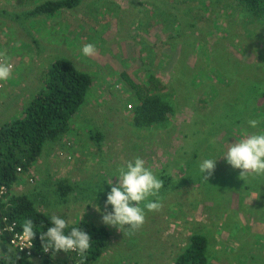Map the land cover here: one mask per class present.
Returning a JSON list of instances; mask_svg holds the SVG:
<instances>
[{"label": "rangeland", "instance_id": "rangeland-1", "mask_svg": "<svg viewBox=\"0 0 264 264\" xmlns=\"http://www.w3.org/2000/svg\"><path fill=\"white\" fill-rule=\"evenodd\" d=\"M45 1L0 0V10H11L0 17V54L21 70L18 79L24 88L18 89L25 92L23 101L44 87L46 73L60 59L88 73L95 86L84 104L90 107L83 106L73 123H82L73 130L78 134L63 136L71 145L72 160L65 157L68 165L63 166L59 158H51L61 146L47 144L30 174L34 182L24 176L13 194H29L39 210L68 225L88 221L106 228L111 243L100 264H175L194 234L209 238L208 264H264V175L237 182V176L229 177L241 170L230 171L221 158L245 133L264 131V98L259 93L264 87V20L253 18L238 0H194L200 7L193 10L190 0H80L55 17L27 15ZM157 3L165 15L170 11L184 25L181 32L168 28L159 41L161 50L150 47L164 32L150 28L155 25V7L150 5ZM16 14L20 17L13 20ZM171 36L186 46L167 47ZM86 44L95 45L94 56L82 54ZM180 58L186 61L173 72ZM124 72L143 86L144 98L161 99L171 109L164 113L165 126L151 121L158 120L150 117L157 108L137 110L143 101L129 86L132 92L127 90ZM6 84L0 81V89ZM252 96L250 109L242 113L240 107ZM30 103L13 113L15 120ZM10 111L0 108V128L10 124ZM138 113L144 122L138 123ZM249 120H257V127L251 128ZM137 157L163 181L162 207L146 210L139 230L120 232L101 220L102 212L112 210L111 205L105 210L107 181ZM204 159H218L208 181L199 171ZM198 173L201 178L191 180ZM112 180L113 185L118 182L117 177ZM59 183L72 188L65 199L59 196ZM251 188L262 193L250 196ZM98 206L101 212L94 208ZM3 253L0 240V256ZM54 258L64 263V256Z\"/></svg>", "mask_w": 264, "mask_h": 264}, {"label": "trees", "instance_id": "trees-1", "mask_svg": "<svg viewBox=\"0 0 264 264\" xmlns=\"http://www.w3.org/2000/svg\"><path fill=\"white\" fill-rule=\"evenodd\" d=\"M79 2L80 0H47L36 6L27 15L29 17L39 15L43 17H55L61 10L74 9ZM238 2L248 9L253 18L264 20V0H238ZM153 6L155 7V25L152 24L150 28L156 26V29L159 28L164 32L159 33V37L155 38L156 43L150 47L152 49L156 47L158 50H161L163 48V43L159 41L162 36L165 35V32H169L168 28L171 27L179 30L183 24L178 22L176 18L173 17L175 14L172 15L168 10L165 15L161 11L160 3H157V5H150L152 8ZM190 7L193 10V5L191 3ZM10 13L11 10L8 9L0 10V17L8 16ZM19 17L20 15L16 14L13 20H18ZM31 21L37 23L35 20ZM10 25H12V23H10ZM164 25L165 28H163ZM166 40H168L165 42L167 43L166 46L169 48L171 47L173 50L176 49V46L180 48L181 46H186L184 42H182V39L177 38V36H171ZM183 51L184 55L187 56L189 54L187 49H183ZM147 59L151 60V56H148ZM180 61V64H174L171 67L173 72L177 67L183 66L182 63L186 60L180 58ZM122 78L125 79L127 83L126 86H129L130 89L134 91L137 99H142L143 101L142 106L138 107L137 110L143 112L150 108H157L151 113L150 117L152 116L154 119L158 120L151 121L154 123L158 122L157 125L165 126L167 122L165 121L164 113H167V111L169 112L171 109L168 110L166 108L167 105L163 104L161 99L144 98L142 96L144 92L143 86L138 84L130 73L124 72ZM152 79L155 80V77L153 76ZM44 82V87L34 95L33 99L30 101L31 103L24 112V116L0 128V187L4 186L8 189V194L0 200V221L3 218H8L9 222H16L18 231L22 232L23 223L30 219L33 221V229L36 232L32 240L34 244L32 253L34 258H30L25 253L19 252L18 250H14L9 244L10 235L1 236V246L4 253L0 256V264H59V260L51 255V250L47 253L43 251L44 241L40 239V234H43L48 227L52 226V216L39 210L36 204L30 199L29 194H13V190L16 184L22 180L21 178L30 175L31 168L40 160L47 144L53 147L56 145L62 146L64 144L62 138L66 133L70 132L73 117L83 108L82 106L86 102L88 91L92 86V78L88 73L81 71L70 60L60 59L52 64L50 70L46 73ZM186 86H188V84H186ZM129 87L127 90H129ZM262 89L260 88L259 93H261V98L263 99V86ZM253 101V96L245 100L242 107H240V111L244 113L249 110ZM159 110L161 113L155 115ZM145 120L146 119L139 114L137 119L138 123H142ZM97 139H101V137L98 136ZM53 147L51 149H53ZM206 155L208 154H205V157ZM19 169H21V172H19ZM232 170L233 168L230 169V171ZM201 176H199L198 173L194 178L192 177L191 180L196 181L201 178ZM230 176L229 178L233 179L237 176V182L241 179L240 173ZM254 177L258 178L257 175H254ZM60 184L61 183L58 184V193L61 198L65 199L72 191V188L68 185ZM251 190L253 192L248 195L253 197L254 195L256 197L259 192L262 193V189L255 190L251 188L249 191ZM243 195L244 194H241V197ZM41 200H43V202L45 201V199ZM240 226L239 223L238 227ZM73 227L83 229L91 237V247L84 253L82 264H100L98 261L111 243L108 230L104 227H98L92 222L82 221L75 225H68V228L65 229V233L67 234ZM232 233H234L233 230ZM208 243V236L202 234L192 235L175 264H208ZM38 255L42 256L40 259L41 262L39 263L34 260ZM61 260L64 262L63 264L76 263V259L73 256Z\"/></svg>", "mask_w": 264, "mask_h": 264}, {"label": "clouds", "instance_id": "clouds-1", "mask_svg": "<svg viewBox=\"0 0 264 264\" xmlns=\"http://www.w3.org/2000/svg\"><path fill=\"white\" fill-rule=\"evenodd\" d=\"M190 1L192 5L195 4L193 5V9L198 8L197 6L200 7L194 0ZM183 29L184 25H181L179 30H173L175 32H181ZM81 51L84 56L91 57L96 54L97 49L93 44H86L82 47ZM182 52L184 54L183 49ZM13 69L14 65L8 62V58L0 54V81L6 82L11 77ZM94 86L95 81L92 78V86L89 91ZM116 88L118 89L119 87L117 86ZM258 123L257 120L248 121L251 128H256ZM229 145L230 147L226 154L221 158L225 159L233 169L241 170L240 178L250 175H264V131L259 133L253 132L251 134L245 133L243 138L236 139L234 143ZM66 147L67 143H64L61 149L67 150L68 154L71 155V146L70 148ZM57 151L58 150H54L52 152L51 158H55L58 162L59 157L57 158ZM59 159L65 164L62 158ZM217 160L218 159H204L199 163V171L203 174V179L205 181H208L213 175ZM33 167L31 168V173ZM60 172L62 173L63 171L60 170ZM31 177L34 176L30 175V179ZM112 177L118 178V182L114 185ZM112 177L107 181L110 186V191L107 193V199L105 201V210L109 205H111L112 210L101 213L102 223L114 227L120 232L125 229L135 232L145 223L146 210L148 212H157L161 209L162 205L159 202V193L163 187V181L160 180L151 168L146 166V162L139 157L135 158L134 161H128L125 166L117 169V174ZM151 197H155L156 199L152 200L150 199ZM142 204L143 207H141ZM94 208H96L98 212H101L99 206ZM51 225L52 226L47 228L46 232L40 234V239L44 241L43 251L47 253L51 250V255L53 257L55 254L64 256V258L73 256L76 259L75 264H82L84 253L91 247L90 235L83 229L77 227H73L66 234L65 229L68 228V223L65 219L57 215L51 217ZM35 234L33 221L30 219L26 220L22 225L20 239L25 242H31ZM5 235H9V233H4L0 235V237ZM30 246L31 245H29V247ZM27 256L34 258L33 254ZM37 258L40 260L42 256L38 255ZM37 258L34 260H37Z\"/></svg>", "mask_w": 264, "mask_h": 264}, {"label": "crops", "instance_id": "crops-1", "mask_svg": "<svg viewBox=\"0 0 264 264\" xmlns=\"http://www.w3.org/2000/svg\"><path fill=\"white\" fill-rule=\"evenodd\" d=\"M20 72H21V70H16V68L13 69L11 77L6 81L7 84L3 87V89H0V108H4V107H11L12 108V111L9 112V117L10 118L7 121L8 123H12L13 121H15V117L13 116V113L15 111H17L18 109H20L21 112L23 111L24 107L21 104H25L26 102L29 103L33 99V97L35 95V93L33 94V91H31V94H29L27 96L28 97L27 100L23 101V98L25 97V92H21L18 89L19 87L24 88L23 87V85H24L23 82L21 81V79H18V76H19ZM12 76H15L16 78H13ZM9 82L12 83V84H10ZM84 107H90V106L88 105V106H84ZM81 110H82V108L73 117V119L71 121L70 133L66 134L65 137H73L76 134H78V132L76 130H75V132L73 130L75 128H78L82 123L78 122L77 126H73V123L76 121L75 119H76L77 115L80 114V115H78V117H79L83 113ZM16 118H17V116H16ZM62 141H64L63 138H62ZM145 160H147V158ZM62 165L64 166L66 164L62 163Z\"/></svg>", "mask_w": 264, "mask_h": 264}, {"label": "built area", "instance_id": "built-area-1", "mask_svg": "<svg viewBox=\"0 0 264 264\" xmlns=\"http://www.w3.org/2000/svg\"><path fill=\"white\" fill-rule=\"evenodd\" d=\"M70 146L71 145L67 143L66 148H70ZM56 155H57V158L59 157V158L64 159L65 157H67L69 161L72 160V155L66 154L65 149H58ZM19 172H21V169H19ZM33 180H34L33 177L29 179L30 182H33ZM7 194H8V189L5 188L4 186H1L0 187V200H2ZM4 233H7V234L9 233L10 235L9 244L13 247V249L18 250L20 252H24L29 256L32 255L34 244L32 241L25 242L20 239V235L22 234V232H19L17 230L16 222H9L8 218H4L0 222V235ZM29 245L31 246L29 247Z\"/></svg>", "mask_w": 264, "mask_h": 264}]
</instances>
